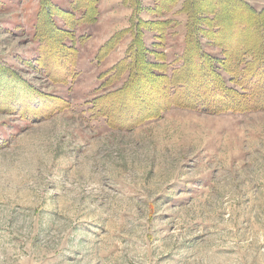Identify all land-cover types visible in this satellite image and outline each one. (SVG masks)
Masks as SVG:
<instances>
[{
	"label": "rangeland",
	"instance_id": "374dc122",
	"mask_svg": "<svg viewBox=\"0 0 264 264\" xmlns=\"http://www.w3.org/2000/svg\"><path fill=\"white\" fill-rule=\"evenodd\" d=\"M182 1L162 17L140 13L173 21L156 46L171 75L185 49ZM53 2L67 9L72 0ZM132 5L100 0L98 21L73 31L75 80L58 83L36 63L41 0H0V64L34 88L31 100L54 98L43 97L47 115L33 121L14 112L22 102L0 109V264H264L260 104L217 114L174 105L134 123L141 104L127 98L122 105L119 93L107 111L93 110L96 97L127 79L105 87L111 73L100 76L125 57L130 34L104 59L98 54L129 28ZM255 6L264 8V0ZM154 35L146 31L147 46ZM205 50L220 54L208 44ZM252 80L257 103L260 78Z\"/></svg>",
	"mask_w": 264,
	"mask_h": 264
},
{
	"label": "trees",
	"instance_id": "16d2710c",
	"mask_svg": "<svg viewBox=\"0 0 264 264\" xmlns=\"http://www.w3.org/2000/svg\"><path fill=\"white\" fill-rule=\"evenodd\" d=\"M130 1L133 15L129 28L114 35L98 54L104 59L122 40V35L130 34L132 40L125 57L110 70L112 72L100 76L111 73L109 81L103 84L105 87L124 75L127 79L120 88L96 97L93 110L99 105V111H107L104 104L114 103L113 96L119 93L124 95L122 105L127 98H132L136 107L141 104L142 112L138 109L130 118L134 123L158 118L174 105L214 114L252 110L260 105L264 109V8L259 9L248 0H181V12L187 15L185 49L180 58L182 64L171 75L167 72L164 52L158 51L156 46H162L167 37V26L173 21L162 18L143 20L140 13L146 11L157 18L162 17L172 13L180 0H153L154 4L147 7L141 0ZM40 8L36 27V36L41 41L36 59L38 69L54 82L75 80L78 49L72 46L75 43L73 31L98 21L100 0H72L67 9L53 0H41ZM148 30L155 32L157 40L152 42V47L145 43ZM206 44L217 48L220 54L209 53L205 50ZM246 71L251 74L244 76ZM255 77L260 78L261 83L257 103L251 91L254 87L250 86V80ZM1 85L5 88H0V109L8 106L3 105L5 101L10 103L13 99L16 104L22 102L19 105L23 106L14 112L27 120L47 115L48 105L43 97L53 100L52 95L41 94L40 99L31 100L34 88L0 64ZM144 85L147 86L145 91ZM14 90L18 91L17 95ZM129 93L131 95L127 96ZM37 101L42 103L41 107L36 108ZM52 107V110L59 108ZM34 109L35 114L32 113ZM106 115L108 117L107 112ZM108 120L110 122L109 117Z\"/></svg>",
	"mask_w": 264,
	"mask_h": 264
},
{
	"label": "crops",
	"instance_id": "0c3cea01",
	"mask_svg": "<svg viewBox=\"0 0 264 264\" xmlns=\"http://www.w3.org/2000/svg\"><path fill=\"white\" fill-rule=\"evenodd\" d=\"M250 3H253L254 5L258 4V1L260 2V0H248ZM149 15V13H148ZM147 15V16H148Z\"/></svg>",
	"mask_w": 264,
	"mask_h": 264
}]
</instances>
